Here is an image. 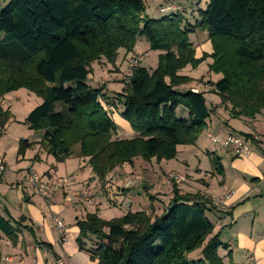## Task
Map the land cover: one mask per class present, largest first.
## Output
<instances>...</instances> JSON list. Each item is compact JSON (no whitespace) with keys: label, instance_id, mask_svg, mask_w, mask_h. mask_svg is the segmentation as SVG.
<instances>
[{"label":"trees","instance_id":"obj_1","mask_svg":"<svg viewBox=\"0 0 264 264\" xmlns=\"http://www.w3.org/2000/svg\"><path fill=\"white\" fill-rule=\"evenodd\" d=\"M0 1H9L0 10V100L20 90L40 98L26 123L44 132L47 153L63 163L79 145L100 182L137 158L171 161L179 146L196 144L211 112L204 93L178 89L190 81L178 74L189 65L212 59L210 71L223 76L215 94L231 106L233 118L255 119L264 112V0H209L198 7L195 25L178 11L150 19L143 0ZM197 31L208 33L213 51L199 59L190 41ZM140 39L164 52L158 67L150 71L140 64L109 101L103 88L89 83L92 65L114 64L120 50L133 51ZM118 106L134 139L114 138ZM10 119L0 108V129ZM31 147L21 141L19 156ZM209 157L221 174L220 159ZM173 194L155 218L128 212L107 221L88 214L77 222L80 247L94 237L98 245L89 253L98 264H225L219 255L224 246L208 217L212 201L201 193L183 195L177 187ZM1 233L16 243L14 227L0 216ZM200 250L199 259L189 258Z\"/></svg>","mask_w":264,"mask_h":264},{"label":"crops","instance_id":"obj_2","mask_svg":"<svg viewBox=\"0 0 264 264\" xmlns=\"http://www.w3.org/2000/svg\"><path fill=\"white\" fill-rule=\"evenodd\" d=\"M193 12H195V7ZM189 24H191L190 21ZM204 35L205 37L203 36L201 40L190 39L197 53H200L199 49L204 47L206 40L209 41L208 33L205 32ZM203 49L205 53L211 54L206 45ZM210 49L212 52L211 44ZM202 55L198 54L197 57ZM103 63L106 62L103 61ZM211 63L212 59L203 62L199 66L200 74H196L197 76L187 74V69L179 74L197 81L204 79L205 82L211 81L216 84L223 76L210 72ZM202 68L203 70H201ZM106 70L105 66L100 72L95 70V74L103 75ZM195 86L189 84L178 89H182L184 92L198 91L193 88ZM123 88V84H107L104 93L107 94L109 101H112L114 93H122ZM23 91L6 95L0 100V108L4 111L10 110L9 104H7V109L3 105L4 101L8 98L20 101L22 99L20 93H25ZM25 95L30 98L29 94ZM208 96L212 101V107L208 106L205 97L207 107L211 112L205 131L200 135L195 145L179 146L177 158L162 162L159 165L160 172L162 174L179 172L192 176L193 181L186 191L183 190L185 193H201L212 199L232 193L223 207L215 208L216 210H211L208 213V217L215 227L213 236L220 235V241L224 246L219 250V255L225 264H264V112L255 119H236L231 116L230 109L227 105L222 104L221 98L217 94L210 93ZM39 100L41 101V99ZM41 102L35 106H40ZM120 108L121 106L116 107V112L112 117L115 123L120 124L119 127L116 125L118 128L116 136L121 139H134L136 136L121 117ZM181 111L183 110H178V114ZM9 112L11 114L9 122L12 120L17 122V117L11 113V110ZM187 116L188 113L183 112V117ZM8 123L2 128L4 132L0 131V166L3 165L5 168L3 172H0V216L10 222L18 238L16 243H13L8 236L1 233L0 264H57V260L63 258L70 264H97V261L91 260L89 251L96 249L98 242L90 236L85 239L81 248L77 241L80 234L77 222L83 220L88 214H97L101 219L110 221L114 217L107 216L109 208L123 209L121 215L117 214L119 217L128 212H136L137 210L134 208L136 203L131 201L139 195V192L137 193L139 187L142 191L141 196H146V186L134 184L136 186L127 193L129 194L128 199L123 198L124 200L117 201L118 198L116 201H112V196L119 195L116 192L119 191L118 188L129 189V187H126L122 180L117 185L99 182L98 186L101 188L94 194L92 188L98 179L92 172L88 158H83L78 153L73 154L63 163L57 162L53 156L47 153L43 143L44 132L36 131L35 135H30L15 128L12 132L10 131L11 135L8 133ZM221 123L225 126L222 127ZM26 128L31 131L28 125ZM217 129L218 131H216ZM16 133L18 136H15ZM222 133L223 136H220L219 134ZM232 134L251 136L250 139L243 136L250 146H256L255 151L251 150V155L248 158L236 157L230 148L224 146L222 141L215 142L223 144L216 147L218 149L215 151L222 150L224 146L228 149L224 157L219 156L214 150L207 149L206 138L212 140L213 137L220 136L222 138ZM22 140L32 144V147L26 151L24 156H19V144ZM9 154H11V160H6ZM209 154H215L220 159L223 168L221 174H218L213 165L207 161ZM30 170L35 171L48 182H55L60 178H71L72 181L67 183L65 188L53 189L51 199L47 200L35 190L33 183L28 179ZM125 173V168L117 167L109 175L113 177L112 175L116 174L122 177ZM122 192L121 195H127L124 194V191ZM102 194L106 196L105 199L109 203L104 199L98 201ZM172 197H169V203ZM138 201L137 205H140L141 200ZM55 219L64 224L67 236L65 241L54 225ZM197 252L199 255L196 257ZM197 252L191 254L189 258L199 259L201 250Z\"/></svg>","mask_w":264,"mask_h":264},{"label":"rangeland","instance_id":"obj_3","mask_svg":"<svg viewBox=\"0 0 264 264\" xmlns=\"http://www.w3.org/2000/svg\"><path fill=\"white\" fill-rule=\"evenodd\" d=\"M143 1L146 5V9H147L146 15L150 19L159 20V19H161V17L166 16L167 13H161V10H166L164 12L178 11L177 13L181 14L188 24L190 21L192 25H195L197 18L199 17L197 7H199V8L204 7L205 3L208 0H143ZM8 3H9V1L7 3H5L4 1H0V10L4 9L8 5ZM174 4L181 7L182 9L174 10L172 7V6H175ZM166 5H168V6H166ZM160 6H162V7H160ZM194 7H195V12H197V13L193 12ZM187 8H188V10H187ZM167 9H169V10H167ZM204 33L205 32H203V31H198L194 34H191L192 36L190 39L191 40H201L203 38V36L205 37ZM209 41L206 40L205 45L208 48V50H210L209 53L212 54L213 51L211 52V49H210L211 42L209 44ZM205 45L203 48H205ZM203 48H200L199 49L200 53H197L195 48L193 47V49L195 50V58L199 59L203 55L208 54V53L204 52ZM161 54H164V52L152 51L150 49V45L147 43V41L145 39H140L133 51L127 53L124 50H120L118 53L117 60L114 64H111L106 60H102V63L100 61L98 63L93 64L92 65L93 72L91 74V79H90L89 83L94 88L95 87L103 88L104 92L106 90L107 84H109V85L110 84H123V85H125V82H126L125 79H126L127 74H129V70H130V66H131V60L133 62L134 59L138 58L140 60L139 65L141 64V66H146L150 71H153L158 67L159 57ZM198 54H201V55L203 54V55L201 57H197ZM208 55H210V54H208ZM103 61L106 63H103ZM212 64H213V61L210 65H212ZM105 66H106L107 70L103 75H101L100 73L97 75L95 74V70L100 72V71H102V68H104ZM124 66H125V68H123ZM186 69H187L186 73L191 75V76H197L200 74L199 67L193 68L192 66L189 65L186 68L182 69L181 71H184ZM201 70H203V68ZM209 70H210V66H209ZM181 71H179V73ZM204 71H205V68H204ZM211 73H213V72H211ZM213 74H216V73H213ZM216 75H221V74H216ZM180 76H183V75H180ZM183 77H186L190 80L189 83H187L186 85H189V84L193 85L194 84V85H196L195 87H193L195 90H198L199 92H202L205 94L204 97H206V99H207L208 106L212 107V101L210 100V96H208V94H210V93L215 94V92L217 91L215 88L216 84L212 83L211 81L205 82L204 79H199L197 81L196 79L194 80V79L187 77V76H183ZM127 81H129V80H127ZM198 82H199V84H198ZM182 86H185V85H182ZM182 86H180V87H182ZM179 90L183 91L182 89H179ZM23 92H25V93H20V94H22V99L20 101L14 100L12 98H8L3 103V105L6 107V109H7V104L10 105L11 113L15 117H17V119H18L17 122L12 120L8 123V127H7L8 131H9L8 133H10V131L12 132L15 128H18L21 131L26 132V134L35 135V133H36L35 130L31 129V131H28V129H27L28 127L26 128V125H28L26 123V118H27L28 113H30L36 107L35 105L37 103L41 102L42 100L40 101L39 100L40 98L33 95L32 93H30L27 90H24ZM25 94H29L30 98H27ZM114 95H116V93H114ZM224 105H227L229 109L231 108V106L229 104H224ZM106 109L108 112H112V110L109 106L106 107ZM10 110H7V111L9 112ZM115 124L118 127L120 125L117 123H115ZM221 126L224 127L225 125L223 123H221ZM29 129H30V126H29ZM216 131H218V129ZM219 135L223 136V133L219 134ZM15 136H18V133H16ZM220 136H217V137L221 142L222 139L225 137L221 138ZM237 136H241L242 138H244L243 135H241V134L240 135L238 134ZM114 138L116 139L117 136H115ZM118 139H121V138H118ZM205 140H206L205 145H206L207 149L214 150V151L218 149L216 147H219L222 144V143H215L209 138H206ZM22 141H24V140H22ZM19 146H20V144H19ZM248 147L252 151H255V149H256L255 148L256 146H250L249 143H248ZM227 150L228 149L224 148V146H223L222 150H219L218 152L215 151V152L219 156L224 157L226 155V152H228ZM78 153L81 155V149H80L79 145L76 146L73 150V154H78ZM6 160H11V154H9L7 156ZM152 161L147 162L141 158H137L134 160V162L132 164H124L122 166H119L118 168H122V169L125 168V170H126L125 175H123L122 177L120 175L117 176L116 174L115 175L113 174L112 175L113 177H110V175H109V176H107L105 182H108L112 185H117L122 180V182L125 183L126 187H129V189L124 188V187L118 188L119 191H116V192H118L119 195L112 196V198H111L112 201H116V199H118V198H119V200H117V201L128 199L129 194H127V193L131 192L132 191L131 188L136 186L134 184H139L143 187L146 186L145 187L146 188V191H145L146 196H144V195L141 196L142 191H141V187H139V191L137 190V193L139 192V195L134 197L131 202L136 203L135 207H134L137 210L136 212H143V213L147 214L148 216H150L151 218H155L156 216H159V214L165 209L166 205L169 203V197L174 195L173 192H174L175 187H177L180 190V193H182L183 195L193 194V193H185L186 188L193 181V177L190 175L188 176L187 174L179 173V172L178 173L170 172L168 174H166V173L162 174L160 172L159 165L164 161L158 162L155 159L153 162ZM207 161L209 162V164L213 165L211 157H208ZM111 174H112V172H111ZM170 175H179V176H181V178L183 180L179 183L168 182L167 179ZM99 182L100 181L97 180L96 184L92 188L94 194L96 193L97 190H99L101 188L98 186V185H100ZM196 183H198V182H196ZM183 190H185V191H183ZM122 191H124V194H127V195H121V194H123ZM194 194H197V193H194ZM117 196H119V197H117ZM105 198H106V196L102 194V196L98 198V201H103V199H104L106 202L109 203V201H107V199H105ZM219 198H213V199H219ZM206 199L212 201V198H209L207 196H206ZM138 200H141L140 205H137L139 202ZM215 208H217V207L213 204V201H212V209L211 210H216ZM82 210H84V209H82ZM114 210H116V211H114ZM122 211H123V209H119V207L109 208L108 212L106 214H107V216H109V215L113 216L114 217L113 219H119L120 217L117 214H120ZM132 212H135V211H132ZM113 219H111V220H113ZM198 255H199V252L196 253V257ZM200 257H201V255H200ZM59 261H61L62 264H70L64 258L62 260L60 259ZM97 264H98V262H97Z\"/></svg>","mask_w":264,"mask_h":264},{"label":"built area","instance_id":"obj_4","mask_svg":"<svg viewBox=\"0 0 264 264\" xmlns=\"http://www.w3.org/2000/svg\"><path fill=\"white\" fill-rule=\"evenodd\" d=\"M174 10H180L182 8L172 6ZM169 10V9H167ZM164 12L166 10H161V12ZM140 60L138 58L134 59L132 62L131 60V66L129 70V74L126 76V81L129 80L132 77L133 70L136 69L139 66ZM198 92V91H194ZM107 110V109H106ZM1 133L4 132L3 129H0ZM213 142H220V140L217 137L212 138ZM224 146L226 148H230L232 153L238 157V158H248L251 155V150L248 147V142L245 138H242L241 136L237 135H228L222 140ZM5 170L4 166H0V172H3ZM28 179L33 183L35 190L41 194L45 199L50 200L52 195L51 191L54 189H62L65 188V185L72 181L71 178H60L56 180L55 182H48L46 181L42 176L37 174L34 171H29L28 173ZM183 179L179 175H170L167 179L168 182H176L179 183ZM232 193L227 194L224 197H221L219 199H212L213 204L217 207H223L226 204V201H228L231 197ZM87 196V195H86ZM77 198V197H75ZM88 198V196H87ZM54 225L57 228V230L60 231V233L63 236V240L65 241L67 236L65 235V227L62 222L55 219ZM57 264H62L61 261L57 260Z\"/></svg>","mask_w":264,"mask_h":264}]
</instances>
